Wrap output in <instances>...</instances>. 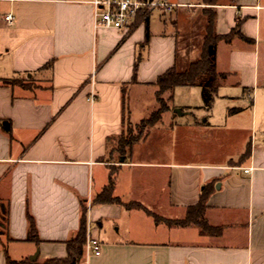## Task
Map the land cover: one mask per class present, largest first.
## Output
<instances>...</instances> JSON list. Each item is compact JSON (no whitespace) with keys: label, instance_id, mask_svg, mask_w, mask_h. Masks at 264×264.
Here are the masks:
<instances>
[{"label":"crops","instance_id":"crops-1","mask_svg":"<svg viewBox=\"0 0 264 264\" xmlns=\"http://www.w3.org/2000/svg\"><path fill=\"white\" fill-rule=\"evenodd\" d=\"M170 1L179 4L171 13L138 15L116 29L95 27L89 0H0V79L22 81L0 83V118L11 122L9 133L0 128V264H28L36 251L37 263L65 258L82 205L86 239L101 249L83 248L77 264H264V0ZM205 7L215 10L217 34L238 24L245 38L217 42L215 68L227 76L210 108L200 87H176L180 112L164 111L166 122L108 159L125 121L154 104L157 76L199 59ZM232 107L240 110L229 114ZM161 142L169 147L163 155ZM111 173L112 195L146 211L92 202ZM205 187L206 220L221 232L193 226L192 239H165L174 229L162 219L182 218Z\"/></svg>","mask_w":264,"mask_h":264},{"label":"trees","instance_id":"trees-1","mask_svg":"<svg viewBox=\"0 0 264 264\" xmlns=\"http://www.w3.org/2000/svg\"><path fill=\"white\" fill-rule=\"evenodd\" d=\"M216 0H211L209 4H214ZM203 14L206 17V34L203 40L201 55L198 60L191 62L189 66L183 70L178 71L174 66L167 68L163 73L157 76L154 84L157 87L155 92L156 100L164 93H167V100L173 98V91L179 86H198L201 89V99L203 106L207 109L210 108L212 102L217 94V88L227 74L224 72H217L215 68V52L217 42L221 39L228 41L233 36H239L241 39H245L239 32L238 24L234 26L226 34H217L215 31V10L212 7H205ZM149 40L148 29L145 28V38L142 47L146 46ZM140 56H137L134 66L131 81H135V74L137 66L140 60ZM52 64L49 61L45 66ZM1 84H22V81L17 78L0 79ZM124 91V88H123ZM169 109L168 104H163L157 111L151 114L148 124H154L159 118L160 113ZM240 110V108L232 107L228 109V113L232 114ZM0 128L9 133L11 131V122L9 119L0 118ZM141 136L130 140L126 145L130 146L137 141ZM248 153V147L244 154ZM114 185V177L111 173L109 175L107 185L101 190L100 193L95 195L93 203H119L127 208L136 207L146 211L139 203L128 202L122 203L118 197L112 195V189ZM209 194V190L205 187L200 195L197 203L186 208L185 214L182 218H169L162 219L168 226H195L198 228L200 234L218 235L221 232V227L217 225H211L207 222L205 217L206 211V199ZM156 220L161 219L157 215H153ZM3 228L6 226L7 217L3 213ZM28 239L37 241V230L33 218L28 216ZM87 234V220H86V206L81 207V216L78 229L72 234L70 239L66 241L67 256L65 258H53L44 261L43 263H37L35 261L24 260L23 263L28 264H77L82 255L83 248L86 241ZM15 261L7 258L6 264H15Z\"/></svg>","mask_w":264,"mask_h":264},{"label":"built area","instance_id":"built-area-1","mask_svg":"<svg viewBox=\"0 0 264 264\" xmlns=\"http://www.w3.org/2000/svg\"><path fill=\"white\" fill-rule=\"evenodd\" d=\"M93 6V20L95 27L128 28L134 19L140 15L145 18L156 10L162 13H171L179 5L170 0H89ZM4 20L13 22V15L7 13ZM251 168L244 169L249 172ZM101 245L97 239L88 238L84 244L87 253L99 254Z\"/></svg>","mask_w":264,"mask_h":264},{"label":"rangeland","instance_id":"rangeland-1","mask_svg":"<svg viewBox=\"0 0 264 264\" xmlns=\"http://www.w3.org/2000/svg\"><path fill=\"white\" fill-rule=\"evenodd\" d=\"M211 0H201V2L208 4ZM156 12V10H154ZM154 12V13H155ZM200 97H201V89H200ZM202 102V99H201ZM163 104H168L169 108H171V111L173 112L174 109H176L177 107L173 101V98L171 100H167V93H164L162 95H160L158 97V100H155L154 104H150L147 108L146 111L143 115H134L133 119L131 120L132 122H130L129 120H126L124 125H123V131L122 134L116 138L113 141L109 142L108 145V149L109 152L107 153V158L108 159H112V161L116 162L118 157L120 155H123L126 153L128 146L126 145L128 142H130V140L137 138L139 136H144L146 134V132L149 130L150 127H152L154 124L159 123V125H161L163 122H166L164 119L167 118V114H163L160 113V118L152 125L148 124L147 122L149 121L151 114L155 111H157ZM203 105V103H202ZM219 108H217L216 112H218ZM220 112V110H219ZM166 115V116H164ZM141 116V117H139ZM162 116L163 120H160ZM144 117V118H143ZM142 118V119H140ZM161 121V122H160ZM226 136H220L219 137V141L220 144L218 145L219 147H223V143H225V138ZM226 144V143H225ZM147 145V144H146ZM225 146V145H224ZM228 148L232 149L235 148L234 145H232L230 143V140H228ZM144 149L146 150V148L144 147ZM169 149V147L167 148V144L164 142H161L159 145H157V154L159 152V154L163 155L165 153V150ZM113 150H117V151H113ZM141 156L147 155L146 152H141L140 153ZM115 167V166H114ZM170 216H179L176 215L177 213H168ZM167 227L168 226H164ZM173 230L172 234L167 236V234H165V239H180V238H193V235L196 233L197 228L193 227V226H186V227H182V226H171ZM175 231H181L179 232H175ZM158 235H160V232L158 233ZM30 257V256H29Z\"/></svg>","mask_w":264,"mask_h":264},{"label":"water","instance_id":"water-1","mask_svg":"<svg viewBox=\"0 0 264 264\" xmlns=\"http://www.w3.org/2000/svg\"><path fill=\"white\" fill-rule=\"evenodd\" d=\"M174 112H176V113H179L180 112V109H174ZM2 213H3V210H2ZM2 219H3V216H2ZM37 254H38V252L36 251L33 255H31L30 257H29V260L30 261H34L36 258H37Z\"/></svg>","mask_w":264,"mask_h":264}]
</instances>
